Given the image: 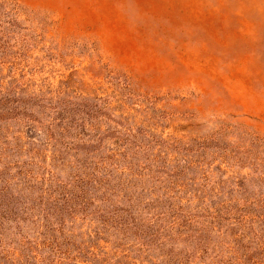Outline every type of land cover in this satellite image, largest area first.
<instances>
[{
  "label": "rangeland",
  "instance_id": "374dc122",
  "mask_svg": "<svg viewBox=\"0 0 264 264\" xmlns=\"http://www.w3.org/2000/svg\"><path fill=\"white\" fill-rule=\"evenodd\" d=\"M0 264H264V0H0Z\"/></svg>",
  "mask_w": 264,
  "mask_h": 264
}]
</instances>
